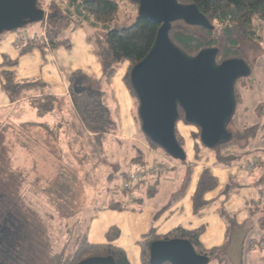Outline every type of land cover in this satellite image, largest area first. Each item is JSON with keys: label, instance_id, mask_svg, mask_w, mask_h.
<instances>
[{"label": "trees", "instance_id": "16d2710c", "mask_svg": "<svg viewBox=\"0 0 264 264\" xmlns=\"http://www.w3.org/2000/svg\"><path fill=\"white\" fill-rule=\"evenodd\" d=\"M65 1L66 8L64 10L60 9L58 3L54 1V3L50 5L51 13L48 14L47 19L41 20V24H45L44 35L46 41L41 39H29L25 42L21 52H26L33 47H69V40L65 37V32L68 29L77 28L85 23L91 27H97L99 30L98 33L93 35V41L97 48L102 77L105 79L113 77L118 68L126 63L127 70L123 77V81L130 94L135 97L129 83V72L132 66L140 61L150 50L155 39L158 25L143 17H138L137 15L133 18L128 13H122L124 19L120 20V5L117 0ZM129 1L137 6L138 0ZM190 1L194 2L198 9L208 18L213 25V29L209 30L200 26L186 25L182 21L173 22L169 31V37L173 43L191 56H194L198 51L204 48L216 47L218 49L216 56L217 63L225 59L236 57H243L242 59L249 63L243 55L244 50L242 52V42L244 40H256L255 27L264 25V0ZM37 6L43 9L42 0H37ZM117 20L120 22L118 23ZM131 21L133 22L128 25ZM99 31L103 33V37L99 35ZM14 64V60L6 57L0 62L3 90L10 102L19 100L39 84L37 81H15L9 69ZM79 76V73L73 74L69 86L71 108L77 117L78 124L74 123L70 126L68 125L69 128H65L63 132L69 134L75 132L76 135L85 138L86 136L84 135H87L86 139L80 141V147L82 148L83 144L86 147L83 153L75 151L73 156L62 154L59 157L58 169H56L52 175H43L40 171H34L33 173L29 171L27 167L21 169L19 166H15L13 168L10 154L7 163V161L1 158L2 155L0 153V172L3 174L0 176H6L4 180H8V177H15L14 170L19 168V171L23 174L17 177L20 180L19 185H21V187L28 175L33 174L36 179L35 183L39 187V191L37 190L38 193L47 199L48 197L49 199H54H52V204L55 205L54 207L58 210V215L61 218L60 227H66V242L59 252L53 254H50V248H47L48 250L45 249L44 243L42 242L41 245L39 244V247L35 248L34 243L27 237V221L20 215L16 202H13L12 198L9 196L7 183L0 181V230H2L0 231V236H4V241L0 244V264H39L38 259L39 256L41 257V255H43V252L46 254L49 264H77L79 261L92 256H111L115 264H130L124 250L111 243L118 237V230L116 228H111L107 232L106 243H92L87 238L88 221H86L87 216L84 215V211L85 208L92 210L93 208L96 209L99 207L96 206V204L92 206L95 203V198H93L95 190L92 187L95 185L97 167L100 164L108 165L110 162V157L106 156V151H111L108 146V142H110L108 138L110 135L116 133L117 124L111 118L109 109L100 95H96L93 91H74L73 87L77 81L75 78L77 79ZM89 81L90 79H87V82ZM235 96L236 102H238L239 99L236 94ZM36 100L37 99L31 98L30 102L33 106L38 107L41 113L48 111L51 106L54 105L55 101H57L54 97L49 95H45L43 98ZM59 107H61V105ZM179 113L180 115L177 122L179 120L184 121L182 111L180 110ZM136 116L138 119V115ZM185 123L188 124L187 122ZM231 124L232 120L228 125V130ZM0 125L2 124L0 123ZM6 126L10 127V125ZM254 127L252 128L254 129ZM259 129L260 128L256 130V133ZM255 134L253 133L251 136H248L243 148L251 142ZM240 137L239 135L238 138ZM176 138L182 146L181 140L177 136V131ZM145 139L148 145L156 148L158 147L146 137ZM194 139L193 146L195 151L198 152L197 149L199 145H202L199 140L197 141V139H199V129L198 133L194 134ZM233 139L232 134L231 140L222 144V146L235 144L236 141ZM87 141H89V145H87ZM111 141L117 144V146L120 145L125 151L127 147L134 151V157H132L130 162L136 166L135 169L143 168L151 163L143 148L137 143H129L115 139ZM161 151L168 156L162 149ZM218 154L217 162L222 161V156L220 155L222 153ZM238 158H240L239 155L236 157L231 155L226 164H231ZM175 161L181 165L188 164L187 159L184 161ZM187 166L189 172H191V164ZM128 172L127 170L118 172L112 170L109 172L108 181L111 185L107 188L108 194L110 195L107 201L109 202L106 206L107 208H126L132 201L136 200L135 197H133L135 189L157 175L155 174L152 177L141 180L129 190L122 189L120 185L116 183L115 178L119 177L123 179ZM190 175L191 173L186 179L185 184L181 187L179 196H183L184 189L190 181ZM75 184H79L81 189H84L81 198L83 202L84 200L86 202H82L81 207H79L77 211H73L70 204L75 201L71 198L73 195L75 196ZM217 186V178L211 173L209 168H203L196 182L192 196L193 212L200 210L208 203L205 195L213 191ZM119 195L123 198H120ZM222 217L227 223L226 237L228 238L230 228L235 224V221L233 217L226 213H223ZM83 219L86 221L84 232L77 235L73 243L72 239L75 229L83 223ZM68 222H71V224L68 225ZM202 232V226L194 229H186L177 226L166 234H157L156 230L151 227L139 241L140 263L150 264L149 245L153 240L182 238L187 239L193 245L197 253L208 256L209 262L212 259H216L217 264H222L223 259H221L220 256L227 248L228 239L220 246L205 249L200 242ZM257 243L259 245H264V236L260 237ZM162 264L170 263L164 262Z\"/></svg>", "mask_w": 264, "mask_h": 264}, {"label": "crops", "instance_id": "0c3cea01", "mask_svg": "<svg viewBox=\"0 0 264 264\" xmlns=\"http://www.w3.org/2000/svg\"><path fill=\"white\" fill-rule=\"evenodd\" d=\"M41 30L43 32L42 25ZM89 30L85 29L83 26L68 29L65 32V37L69 40V47H33L26 52H21L25 43L21 45L15 43L16 35L21 32H4L0 35V62L4 57L15 61V64L9 68L13 74V79L18 82L37 81L39 83L19 100L10 102L3 90V79L0 73V110L2 108L14 107L22 102H25L29 107L35 109L37 116L40 118L39 121L36 120V118L35 120L28 121L18 118L17 120L13 119V121H19L18 125L33 123L40 126V128L43 127L47 129V135H49L52 141L54 152L43 149V155L48 154L58 159L57 161L55 160L56 169H58L59 157L62 154L73 156L75 151L83 153L86 148L84 144L82 148L80 147V141L86 139L87 135H84L86 136L85 138L76 135L75 132L71 134L63 132V130L67 127L69 128L71 124H78L77 117L71 108L69 90L71 76L75 73H79L80 76L77 78L76 84L73 87L74 91H93L96 95H100L109 109L111 118L114 121L116 120L117 131L115 134L109 136L108 141L110 142H108V144H114L111 140L115 139L129 143H138L140 146L136 122L132 112V98L123 81L127 66L125 63L122 64L115 75L107 79V81H110L109 90L113 92L117 101L119 100L120 102L119 110L113 107L116 111L115 117L118 118L116 119L111 114L107 100L103 98L105 90H102L100 83H102L105 78L102 77L101 64L97 48L93 41V35L95 33ZM29 36L32 37L37 35H35L33 31V34ZM87 79H90V81L87 82ZM45 95L54 97L61 104V107L59 108V106L53 105L48 111L43 113L39 112L38 107L33 106L30 100L31 98L39 100ZM63 106H65V108ZM44 116H48L51 120H45L47 117L44 118ZM0 123L10 125V127L13 125V122L11 123L10 121L3 122L0 120ZM182 135L183 134H181V136ZM61 137H63V141H61ZM74 137L77 138V141L76 139L74 140ZM193 144L194 142L191 145L192 163L189 162V164H191V167L194 165V169L192 167L190 181L184 189L183 196H179V194L186 180L181 184L180 188L177 189V195L166 202L161 208L153 201V198H156L155 196L159 193V188L162 186L163 179L161 180V178H165L164 175L167 174L168 171H173L179 167L176 166V161L170 159L160 151L158 155V152L153 150L154 148L149 145V150H152L150 162L157 159L166 160L169 167L163 172L157 173V175L150 178L149 181L141 184L135 189L133 197H135L136 200L134 199L135 201H132L126 208L114 209L102 206L101 208L97 207L96 209L93 208L92 210H88L87 214L88 212L91 213L88 215L90 217L87 231L88 240L92 243H106L107 232L111 228H116L118 230V237L111 243L124 250L130 264H141L139 241L151 227L156 230L157 234H166L177 226L186 229H194L202 226L203 232L200 236V242L205 249L220 246L226 239H228V248L230 245L229 236L232 231V235H237L238 237L237 242L239 246H243L245 241L244 236L251 230L250 228H242L244 220L250 217H258L259 215L256 206L254 209L252 208L251 214L248 210L247 203L253 195H262L264 193L262 187L256 185L252 191L250 189L246 192L242 190L233 191L229 196L231 186L226 188L225 183L228 182L230 178H223L222 185H220L219 179L221 173H225V169L232 168L236 170L237 166L248 165V162H246V160L240 161V159L231 164H219V162H217V154H215L214 151H207L203 148L204 146L199 145L197 149L198 152H196ZM87 145H89V141H87ZM143 150L147 156V150L145 148H143ZM127 151L128 154L125 163L128 162V165H130L132 164L130 160L134 157V151L130 150L129 147H127ZM154 151L156 156L153 155ZM111 157L114 156L111 155ZM113 159L114 164L112 165L100 164L107 168L105 181L109 185L106 187L107 197L104 199L106 202L110 198L107 189L111 185L108 181L109 172L112 170L115 172L121 171L119 167L123 165L119 166L115 158H110L109 160L113 161ZM187 165L182 166L186 167ZM111 166L112 168L108 169ZM182 166L180 165V167ZM203 168L210 169L211 173L218 180V186L205 195L208 203L200 210L193 212L192 196L196 182ZM248 170H250L249 167ZM234 172L236 173V171ZM238 174L240 176L243 175L242 172H238ZM166 182L168 181L166 180ZM94 186L92 188L95 190L96 187ZM238 187L239 186L236 185L234 186V188ZM119 197L123 198L121 195H119ZM182 207L184 208L183 212L180 211ZM223 213L229 214L235 221V224L230 228L228 238L226 237L227 223L222 217ZM256 219L258 220V218ZM259 220H261V217H259ZM262 236L263 235L259 236L258 240ZM259 246L264 247L263 244Z\"/></svg>", "mask_w": 264, "mask_h": 264}, {"label": "rangeland", "instance_id": "374dc122", "mask_svg": "<svg viewBox=\"0 0 264 264\" xmlns=\"http://www.w3.org/2000/svg\"><path fill=\"white\" fill-rule=\"evenodd\" d=\"M54 1L58 3L60 9L64 10L66 8L65 0H42V7L46 15L44 20H46L48 14L51 13L50 5L53 4ZM117 1L120 5V20L124 19L122 13H128L133 18L136 17V5L131 3L129 0ZM117 21L118 23L120 22L119 20ZM132 22L133 21L128 23V25H130ZM41 23V21L28 22L22 28L13 31H7L6 33L25 31L27 34L32 35L34 31L35 35L41 36V25L45 26V24ZM82 26L87 30L90 29L89 31L95 34L99 30L97 27H91L86 23ZM99 35L102 37L104 36L101 31H99ZM255 35L256 40H244L242 42V52L244 50L243 55L251 65L252 71L249 76L241 78L235 83V94L237 95L239 101L237 102L236 109L232 117V124L229 126V131L231 134H233V140L236 142L235 144L218 146L220 148L215 147L209 149L203 147L207 151H214L215 154L222 153L220 154L222 156V161H219V164H226L231 155H234V157L239 155L240 158L237 160L241 159L240 161L246 160V162H248V165L237 166L236 170H233L232 168L225 169V173H221L219 179L220 185H222L223 178H230L229 181L225 183L226 188L231 186L229 196L233 191L242 190L243 192H246L249 189L252 191L256 185L261 186L262 191L264 192V25L255 27ZM75 80L77 79L75 78ZM109 84L110 81L103 79V82L100 83V87H102V90H105L103 98L104 100H107L111 114L115 117L116 111L113 107L116 109L118 108L119 110L120 102L119 100L117 101L113 92L109 90ZM131 98L133 102L132 112L139 135L138 142L140 143V147L147 150V158L150 159L152 150H149L150 146L145 139V135L141 131L140 124L136 116L138 104L133 95H131ZM58 105L60 106L61 104L58 101H55L54 106ZM63 107L65 108V106ZM18 118H22L25 121L35 120V118L38 121L40 120L35 112V109L29 107L25 102H22L11 108H2L0 110V120L3 122H13V125L11 127L6 126V124L0 125V153L2 155V157H0L4 159V161H7L10 154L13 168L15 166H19L21 169L23 167H27L28 170L32 171L33 173L34 171H40L43 175H52L56 169V161L58 159L48 154L43 155V149L48 150L49 152H54V146L51 139L49 138V135H47V129L43 127L40 128V126L32 123L18 125L19 121H15ZM44 118H46L45 120L47 121L51 120L48 116H44ZM115 118L118 119L117 117ZM13 119L15 120L13 121ZM252 127H254V129ZM258 128L260 129L256 133ZM176 131L177 136L181 140L182 147L186 152L187 162L188 164L189 162L192 163L191 145L195 141L194 134L198 133V128L194 125L186 124L183 120H179L177 122ZM253 133L256 134L252 137L251 142L243 148L245 140ZM181 134L183 135L181 136ZM239 135L241 136L240 138H238ZM75 139L77 141V138L74 137V140ZM198 140L199 139H197V141ZM61 141H63V137H61ZM108 145L111 151H106V156L112 158L110 155L113 153V158L118 161L117 163L119 166L123 164L119 167L120 170L123 169L130 171L136 168V166L133 164L128 165V162L125 163L126 156L128 154L127 150L125 151L124 149H121V146L117 147V144L114 145L109 143ZM152 148L158 152V155L160 152H162L158 147ZM155 151L153 155H155ZM109 164H114V159L113 161L110 160ZM175 164L179 168H176L173 171H168L167 174L164 175L165 178H161V180L163 179L162 186L159 188V193L155 196L156 198H153V201L159 205L160 208L177 195V189L180 188L181 184H183V182L189 177V174L191 173L189 172L187 166L184 167L178 162H175ZM180 165L182 167H180ZM192 167L194 169V165ZM248 167L250 170H248ZM110 168H112V166L108 169ZM14 171L16 175L15 177H8V180H4L6 176H0V181L7 183V191L9 196L12 198L13 202H16L20 215L27 221L28 239L34 243L35 248L39 247V244L41 245L42 242L44 243L45 249L50 248V254L59 252L61 247L65 244L67 236L66 227H60L61 218L58 215V210L56 207H54L55 205L52 204L53 198L49 199L48 197L47 199L38 193L39 187L35 183L36 179L33 174L28 175L26 181L23 182L21 187V185H19L20 180L17 177L23 174L19 171V168ZM234 171H236V173ZM106 172L107 168L101 165L96 172V189L94 191L95 194L93 197L96 200L92 206L97 204V206L99 205V208H101L102 206H107L109 204V202L106 203V200L104 201L105 197H107L106 187L109 185L105 181V176L107 174ZM238 172H242L243 175L240 176ZM0 175L3 174L0 172ZM165 179L168 182H166ZM122 180L123 179L119 177L115 178V181L120 185V188ZM235 185L239 187L234 188ZM74 186L75 196L73 195L71 198H73L75 201L70 204L73 211H77L83 202L81 196H83L84 189H81L79 184H75ZM247 206L251 214L252 208L254 209L256 206L258 208L259 215L258 217H250L249 219L244 220V225L242 228H250L251 230L247 235L244 236L245 241L243 246H239V243L237 242V235H232V231L230 232V245L220 256L221 259H223L222 264H264V247H260L257 243L259 236H264V193L262 195H253L249 199ZM87 211L88 209L85 208L84 215L87 216L86 221H89L88 215L91 213L88 212L87 214ZM180 211L183 212L184 208L182 207ZM259 217H261V220H259ZM256 218H258V220ZM86 221L83 219V223L75 229L73 234L74 237L72 239L73 243L75 242L77 235L84 232ZM67 224L70 225L71 222H68ZM38 260L39 264H44L46 261L47 262L45 264H49L47 256L44 252L41 257L39 256ZM209 264H217V260L212 259Z\"/></svg>", "mask_w": 264, "mask_h": 264}, {"label": "water", "instance_id": "95a60500", "mask_svg": "<svg viewBox=\"0 0 264 264\" xmlns=\"http://www.w3.org/2000/svg\"><path fill=\"white\" fill-rule=\"evenodd\" d=\"M137 16L158 25L147 54L132 66L129 83L137 99L141 131L174 160L186 152L176 138L179 111L184 121L199 129L200 143L209 149L229 142L228 125L236 109L235 83L251 74L242 58L216 62L218 49L207 47L188 55L169 37L172 23L212 30L213 25L194 3L179 0H138ZM46 18L37 0H0V35ZM208 264L182 238L157 239L149 245V263ZM77 264H115L111 256H92Z\"/></svg>", "mask_w": 264, "mask_h": 264}, {"label": "built area", "instance_id": "2783aa9c", "mask_svg": "<svg viewBox=\"0 0 264 264\" xmlns=\"http://www.w3.org/2000/svg\"><path fill=\"white\" fill-rule=\"evenodd\" d=\"M44 28L43 26V32L41 36H32L30 37L27 35L25 32L18 33L15 38V43L17 45H21L25 43L29 39H41L46 41L45 35H44ZM168 162L166 160H154L150 164L146 165L143 168L139 169H134L130 170L125 178H123L122 183H121V188L122 189H131L133 188L136 184H138L141 180L146 179L148 177H152L153 175L163 172L164 170L167 169Z\"/></svg>", "mask_w": 264, "mask_h": 264}, {"label": "flooded vegetation", "instance_id": "af4514ba", "mask_svg": "<svg viewBox=\"0 0 264 264\" xmlns=\"http://www.w3.org/2000/svg\"><path fill=\"white\" fill-rule=\"evenodd\" d=\"M181 3H185V4H187V3H194V2H192V1H190V0H179ZM195 4V3H194ZM196 5V4H195ZM197 6V5H196ZM137 7H138V3H137ZM177 22V21H176ZM185 24V23H184ZM241 79V78H240ZM239 80V79H238ZM0 231H2V230H0ZM4 232H7V231H4ZM2 241H4V236H0V244H2L3 242ZM10 244V243H9Z\"/></svg>", "mask_w": 264, "mask_h": 264}]
</instances>
